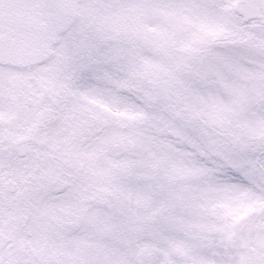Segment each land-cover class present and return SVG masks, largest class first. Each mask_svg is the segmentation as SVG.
Masks as SVG:
<instances>
[{"label":"rangeland","instance_id":"rangeland-1","mask_svg":"<svg viewBox=\"0 0 264 264\" xmlns=\"http://www.w3.org/2000/svg\"><path fill=\"white\" fill-rule=\"evenodd\" d=\"M98 1L102 3V0ZM192 1H198L197 7L194 3H188ZM192 1L139 0V9L142 10L138 21L139 41L136 42L137 39L135 43L123 47L107 50L104 37L99 35L103 27L98 25L95 28L97 34H94L103 42L97 52L100 60H112L115 70L116 66L127 65L128 68L123 70L125 74L136 71L139 78L132 98L134 104L128 91L121 92L116 87L113 76L99 85L100 77L79 81L70 88L85 92L76 95L88 98L94 104L101 103L108 114L123 112L122 116L129 125L135 115L139 125L135 136L132 135L134 141L131 142L128 134L124 133V138L119 140L110 155L103 151L105 156H102L101 149L106 144H99L95 147L91 145L93 151L90 155L89 150L85 154L82 151L81 157H100L89 161V164L92 163V170L88 168L92 188L104 184L105 190H112L120 181L127 193H121L120 214L114 209H107L106 216L93 212L89 229L84 225L78 226L76 219L70 227L54 226L51 220L42 215L46 207L37 209L39 212L29 209V191L27 195L22 191L10 194L6 204L0 205V226L11 235L12 241L25 240L28 247L40 244L37 250L44 255V258H40L41 262L91 264L89 260H82V257L92 255L93 264H238V251L242 244L264 242V167L259 158H251L264 157V77L262 73L245 76V70L238 69L239 65L235 62L232 69L224 67L232 73L221 70L222 63L227 61L223 45H220L239 41L243 42L241 46L253 48H244L235 53L247 52L239 55V63L243 62L242 66L248 69L249 75V69L256 70L251 63L264 56L263 49L254 51L256 44L264 47V19L245 23L232 9L234 0ZM114 3L118 4L117 0ZM96 9L105 14L104 8L97 6ZM183 9L185 26L181 29L169 27L167 24L171 20L172 10L182 13ZM145 12H148L147 15ZM105 19L106 16L93 17L94 21L101 23ZM109 21L113 24V30L116 29L115 25L119 21L110 17ZM76 35L74 30L65 36L63 45ZM158 38L164 39L166 44L176 41L182 43H178L175 49L176 56L165 54L164 49L160 50L155 45ZM212 48L215 56H212ZM202 49L208 51L203 61H195L202 63L201 76L193 77V81L189 76L187 82L175 84L171 88L182 92L183 102L186 103L183 104L186 108H182L177 103L178 99L160 94V90L170 89L176 78L183 76L170 74L177 72L175 64L180 66L185 53L190 56L196 51V56L197 51ZM171 62L175 64L169 66ZM254 81H260L261 87L254 90L255 95L250 94ZM88 84L90 87H85ZM69 86L67 80L60 84L62 94ZM103 86L106 92L100 90ZM220 92H223V96ZM169 94L174 97L172 91ZM15 116L12 113V117ZM17 125L18 122L14 124L15 130L19 132ZM243 127L246 129L241 131ZM40 147L30 146L36 151ZM21 148L12 145L11 149L9 146L0 149V154L5 155V158L0 157V193L5 176L24 179L32 169V162L27 168L19 156ZM245 156L246 159L243 158ZM200 157L204 158L202 165H199ZM107 159L110 165L106 163ZM211 161L216 162L215 173L206 177L198 176L201 167ZM60 165L65 169L68 185L75 180L73 161L67 157ZM181 172L190 173L191 180L206 185L210 191L204 193L201 189H181L170 185L169 178L179 176ZM35 186L29 183L23 190L28 188L32 196H36ZM228 198L233 201L232 208L235 209L232 223L220 220L216 221L217 224H211V220H215L211 218L212 213H208L210 207L209 210H203L204 214L198 202L203 205L208 200L220 208H226L225 201L231 202ZM96 199L92 191L91 206ZM190 200L195 201L193 205H196V210H192ZM23 214L29 221L28 225H33L31 229L25 228ZM168 214L172 217L178 215V221H170ZM47 215L60 217L55 210ZM229 219L230 215L226 220ZM244 220L252 224L257 236L237 237L235 248H231L229 242L234 225ZM218 229L222 236L214 239L220 236ZM27 232L36 234L38 238L28 236ZM83 242L85 246L79 248L78 245ZM89 245H94L95 252L91 249L86 252ZM37 250L28 254V248L23 247L21 252L23 256L28 254L26 259L16 258L12 264H35V259H39ZM56 254L58 256L54 257Z\"/></svg>","mask_w":264,"mask_h":264},{"label":"water","instance_id":"water-1","mask_svg":"<svg viewBox=\"0 0 264 264\" xmlns=\"http://www.w3.org/2000/svg\"><path fill=\"white\" fill-rule=\"evenodd\" d=\"M37 1L45 3L42 9L25 10L24 8L22 14L19 13V15L26 18L25 22L16 27H7L10 31H7L4 37L6 44L0 47V55L7 61L16 63L17 58L26 56L29 46L25 42L36 47L39 55L36 56V59L43 57L49 50L50 41H47L49 28L58 31L65 28L75 15L78 0ZM10 4V0H0V24L2 26H7L6 16L10 11ZM235 7L248 20L258 16L261 9L264 10V0H238ZM13 35H16V38ZM7 185L11 190L16 188L12 181ZM241 264H264V254L245 248L241 252Z\"/></svg>","mask_w":264,"mask_h":264},{"label":"flooded vegetation","instance_id":"flooded-vegetation-1","mask_svg":"<svg viewBox=\"0 0 264 264\" xmlns=\"http://www.w3.org/2000/svg\"><path fill=\"white\" fill-rule=\"evenodd\" d=\"M11 83L10 74H5L3 77L0 78V90L2 88L7 87Z\"/></svg>","mask_w":264,"mask_h":264}]
</instances>
